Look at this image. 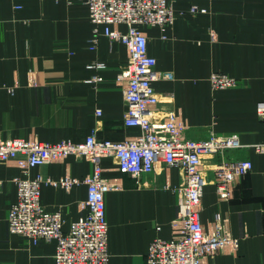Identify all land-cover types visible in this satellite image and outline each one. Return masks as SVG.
<instances>
[{
  "label": "crops",
  "instance_id": "0c3cea01",
  "mask_svg": "<svg viewBox=\"0 0 264 264\" xmlns=\"http://www.w3.org/2000/svg\"><path fill=\"white\" fill-rule=\"evenodd\" d=\"M168 4L175 13L172 26L164 31L138 26L147 36L157 70L167 73L153 83L159 98L155 121H164L173 111L189 139L203 140L212 132L236 135L243 146L227 151L226 157L253 164L225 201L216 190V161L205 160L201 223L209 232L220 214L239 246L205 258L203 264H264V150H255L264 145V119L257 111L264 103V0ZM193 6L206 12L193 14ZM93 29L89 9L79 0H0V142L82 143L94 133L101 141L122 142L140 135L138 128L123 123L126 108L116 81L129 62L128 50L105 36L103 27L98 36ZM111 29L128 30L122 24ZM214 72L237 79L239 86L213 90L209 78ZM101 166L113 187L105 198L109 264H146L152 241L175 235L183 173L160 164L150 174L133 177L122 174L109 156ZM92 173L87 156H69L30 170L32 179L82 181L69 190L42 185L41 204L48 212H61L64 232L88 213L83 180ZM18 178L23 173L15 161L0 164V264H56L55 240L34 243L8 231Z\"/></svg>",
  "mask_w": 264,
  "mask_h": 264
},
{
  "label": "built area",
  "instance_id": "2783aa9c",
  "mask_svg": "<svg viewBox=\"0 0 264 264\" xmlns=\"http://www.w3.org/2000/svg\"><path fill=\"white\" fill-rule=\"evenodd\" d=\"M70 1V0H69ZM89 9V19L95 35L104 28L111 41L125 45L129 62L117 76L122 86L125 103L123 123L140 130V135L122 142L98 140L95 133L84 142L62 141L46 143L16 139L0 142V164L15 161L23 173L16 180L17 202L12 204L7 225L10 234L24 236L34 243L55 240L56 264H109V224L105 198L113 187L103 178L101 160L112 157L118 170L125 175L140 177L154 172L157 165L177 168L183 173V184L178 188L182 196L179 215L173 222L175 235L171 239L155 238L150 244L146 264H203L205 258L237 249L239 241L226 231V220L217 214L213 228L207 232L200 220L203 189L207 185L204 162L215 160L212 166L216 190L220 200H230L232 187L238 178L253 169L250 160H230L226 152L243 145L236 135L218 136L211 133L203 140L187 138L185 126L175 112H169L162 122H156L153 109L159 98L153 83L166 78L167 73L157 70V61L148 53V39L138 26L158 27L166 30L175 22V13L168 0H79ZM193 14L204 9L191 8ZM125 25L127 32L112 30ZM214 37V36H213ZM29 80H35L33 73ZM97 80V78H95ZM213 90L237 88L239 81L225 73L214 72L209 78ZM257 111L264 119V103ZM100 115V111L96 112ZM257 152L264 145L255 146ZM69 156L89 157L93 173L83 182L87 185L85 218L63 231V218L59 211L48 212L41 204V188L49 183L69 190L82 183L75 178L59 182L30 178V170ZM160 230V228H157Z\"/></svg>",
  "mask_w": 264,
  "mask_h": 264
}]
</instances>
